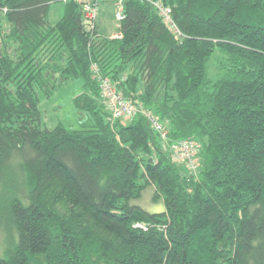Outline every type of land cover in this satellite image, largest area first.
I'll list each match as a JSON object with an SVG mask.
<instances>
[{"label":"trees","instance_id":"16d2710c","mask_svg":"<svg viewBox=\"0 0 264 264\" xmlns=\"http://www.w3.org/2000/svg\"><path fill=\"white\" fill-rule=\"evenodd\" d=\"M153 1L179 37L141 0L122 39L75 2L54 24L59 0H0V264H264V0ZM93 66L169 143L199 145L198 177L145 117L109 121ZM75 80L84 129L44 127L42 98ZM150 187L161 213L134 204Z\"/></svg>","mask_w":264,"mask_h":264},{"label":"rangeland","instance_id":"374dc122","mask_svg":"<svg viewBox=\"0 0 264 264\" xmlns=\"http://www.w3.org/2000/svg\"><path fill=\"white\" fill-rule=\"evenodd\" d=\"M65 4L67 3L60 2L59 5L53 7L52 12L50 14V20L53 21L54 24L62 18L64 14ZM118 12L119 10L117 9L116 3H103L99 5L96 11L97 16L95 24H97V26L99 27V33L101 36L110 39H118L117 36L121 34V24L118 23L117 17ZM6 29H8V25H6ZM5 45V41L0 38V53L3 51ZM210 66L212 75L219 72L218 61L216 58L212 60ZM83 85L84 84L82 80H75L59 88L51 98H42L40 110L42 112L43 122L45 125L44 127L48 129H54L59 125H63L67 129L73 131H81L84 129V124L86 123L87 118L85 115L80 114V112L76 109L74 105V100L83 92ZM133 120H130L129 122H132ZM129 122L126 124H129ZM163 126L166 125L163 124ZM164 128L166 130V127ZM166 131V134H161L160 140L163 143L164 152L169 154L171 158V146L172 144H174V142L169 143ZM142 156L144 158H147V155ZM199 166H201L200 156ZM200 169L201 168H199L198 172H190L185 168L183 170L189 176L198 177ZM154 196L155 189L153 187H150L143 193L141 200L134 202V204L142 207L150 213H161L165 209L163 201L161 199L158 201L155 200ZM10 231L11 230L6 224L3 223L2 225H0V232H5L8 234V232L10 233ZM9 246L10 243L7 240H4L3 242L2 237L0 236V248L3 247L2 253L0 251L1 257H4V253Z\"/></svg>","mask_w":264,"mask_h":264},{"label":"built area","instance_id":"2783aa9c","mask_svg":"<svg viewBox=\"0 0 264 264\" xmlns=\"http://www.w3.org/2000/svg\"><path fill=\"white\" fill-rule=\"evenodd\" d=\"M142 2L149 3L162 19L164 24L173 32L176 37L181 35L180 31L174 24L171 18V11L165 7L162 3L153 0H141ZM59 2L70 3L75 2L82 7L84 14V23L89 31L96 28V16L97 9L100 4L103 3H116L118 12V23H122L125 19L124 5L126 0H59ZM122 34L117 36L118 39H122ZM92 72L95 78L100 82L102 88V101L104 107L109 112V121L118 122L123 124L128 123L130 120L135 119L141 115L145 117L150 123L152 129L161 134H166L164 126L159 118L149 113L142 105L133 103L132 101L119 95L109 80L100 77L99 70L96 66H93ZM199 152L200 147L194 141H178L174 142L171 146V160L178 166L187 169L190 172H198L199 166Z\"/></svg>","mask_w":264,"mask_h":264}]
</instances>
